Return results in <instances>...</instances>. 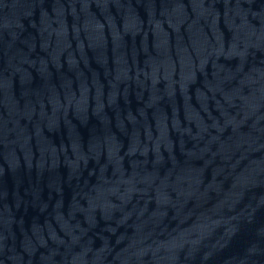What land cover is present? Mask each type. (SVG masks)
<instances>
[{
  "label": "water",
  "instance_id": "1",
  "mask_svg": "<svg viewBox=\"0 0 264 264\" xmlns=\"http://www.w3.org/2000/svg\"><path fill=\"white\" fill-rule=\"evenodd\" d=\"M0 264H264V0H0Z\"/></svg>",
  "mask_w": 264,
  "mask_h": 264
}]
</instances>
